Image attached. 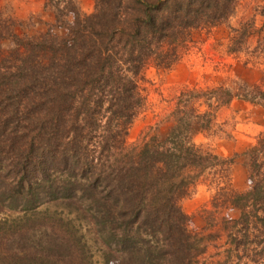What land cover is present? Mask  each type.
Segmentation results:
<instances>
[{
	"label": "trees",
	"instance_id": "1",
	"mask_svg": "<svg viewBox=\"0 0 264 264\" xmlns=\"http://www.w3.org/2000/svg\"><path fill=\"white\" fill-rule=\"evenodd\" d=\"M237 1L94 0L86 14L74 0H48L65 35L0 33L14 44L0 55L2 201L23 210L75 204L108 256L112 244L117 248L115 264H202L205 236L188 229L179 206L199 179L217 185L214 208L239 210L224 226L264 221V131L246 151L249 188L243 192L230 187L233 159L194 141L234 99L264 108V84L186 85L165 115L164 137L153 132L127 143L145 103L142 71L173 66L192 31L225 22ZM253 36L254 52L264 56V20L259 27L252 20L230 27L228 53L243 51Z\"/></svg>",
	"mask_w": 264,
	"mask_h": 264
},
{
	"label": "rangeland",
	"instance_id": "2",
	"mask_svg": "<svg viewBox=\"0 0 264 264\" xmlns=\"http://www.w3.org/2000/svg\"><path fill=\"white\" fill-rule=\"evenodd\" d=\"M47 1L0 0V33L8 29L22 37L37 38L50 29L54 35H65L63 28L55 26L53 11L48 4L45 6ZM74 1L80 12L94 11V0ZM263 13L264 0H238L228 20L192 31L190 45L173 66L163 69L148 65L139 79L145 103L128 128L127 143L139 144L153 132L164 137L168 129L165 115L172 109L176 93L186 85L230 81L245 89L263 85L264 56L253 50L255 36L248 39L243 51L232 54L227 51L230 27H239L251 20L259 27L264 20ZM65 19L70 21L72 16L68 14ZM13 46L7 38L0 40V55ZM262 131L264 108L234 99L220 111L212 129L196 134L194 141L233 159L230 187L243 192L249 188L246 151ZM216 190V184L199 179L179 200L181 210L189 217L188 229L205 236L201 263L226 260L227 264H264V221L253 218L247 228L232 222L224 226L223 220L236 219L239 210L229 206L214 208L211 199ZM2 197L0 237L5 239L0 242V264H115L111 259L118 254L117 248L112 244L109 250L112 256H108L95 226L83 218L82 209L75 204L23 210L8 206ZM259 214L264 217V212ZM15 253L21 258L9 257Z\"/></svg>",
	"mask_w": 264,
	"mask_h": 264
}]
</instances>
